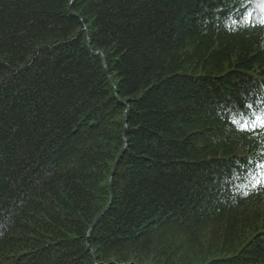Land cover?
<instances>
[{"label":"trees","instance_id":"16d2710c","mask_svg":"<svg viewBox=\"0 0 264 264\" xmlns=\"http://www.w3.org/2000/svg\"><path fill=\"white\" fill-rule=\"evenodd\" d=\"M262 21L0 0V264H264V129L233 123L264 117Z\"/></svg>","mask_w":264,"mask_h":264},{"label":"snow or ice","instance_id":"6c2138e0","mask_svg":"<svg viewBox=\"0 0 264 264\" xmlns=\"http://www.w3.org/2000/svg\"><path fill=\"white\" fill-rule=\"evenodd\" d=\"M264 23V21H262ZM248 108H251V105H247ZM237 115L241 117L243 122L233 120V123L239 124V130L240 131H255L257 127L264 129V117H255V119L249 118V119H243V117L246 115L243 112H238ZM260 167L264 169V164H261ZM252 181L254 183L252 184L253 187L255 186H261L264 187V172L260 174H253L252 175Z\"/></svg>","mask_w":264,"mask_h":264},{"label":"water","instance_id":"95a60500","mask_svg":"<svg viewBox=\"0 0 264 264\" xmlns=\"http://www.w3.org/2000/svg\"><path fill=\"white\" fill-rule=\"evenodd\" d=\"M121 154V153H120ZM120 154H119V156H120ZM119 156L117 157V159H116V161H115V163H114V165H113V167H112V172H113V170H114V168H115V165H116V162H117V160L119 159ZM111 177H112V173H111ZM111 177H110V179H111ZM109 206V205H108ZM108 206L97 216V218L95 219V221H94V223H93V225H92V228L96 225V223L102 218V216L104 215V213L106 212V210H107V208H108ZM91 228V229H92Z\"/></svg>","mask_w":264,"mask_h":264}]
</instances>
